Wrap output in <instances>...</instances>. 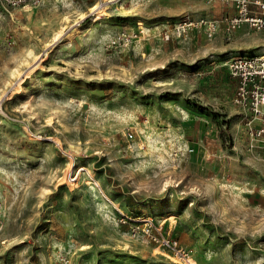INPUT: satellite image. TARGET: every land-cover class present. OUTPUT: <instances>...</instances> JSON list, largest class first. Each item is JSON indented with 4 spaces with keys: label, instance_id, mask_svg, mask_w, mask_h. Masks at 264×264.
Listing matches in <instances>:
<instances>
[{
    "label": "rangeland",
    "instance_id": "obj_1",
    "mask_svg": "<svg viewBox=\"0 0 264 264\" xmlns=\"http://www.w3.org/2000/svg\"><path fill=\"white\" fill-rule=\"evenodd\" d=\"M229 11L204 0L0 7V264H179L146 238L148 220L191 264H264V149L248 147L223 65L264 53V33H228ZM183 13L214 20V33L163 41ZM138 25L139 43L105 48Z\"/></svg>",
    "mask_w": 264,
    "mask_h": 264
},
{
    "label": "built area",
    "instance_id": "obj_2",
    "mask_svg": "<svg viewBox=\"0 0 264 264\" xmlns=\"http://www.w3.org/2000/svg\"><path fill=\"white\" fill-rule=\"evenodd\" d=\"M43 0H0V7H21L39 5ZM207 3L219 1L229 5L232 11L222 16L225 31L228 33L245 24L264 33V0H204ZM216 29L214 20L203 16L192 18L183 13L161 33L163 41L171 38L185 40L192 33H203L210 37ZM144 35L141 25L134 31L119 30L109 36L105 48L113 51L124 50L139 43ZM144 38V37H143ZM143 52H141V55ZM228 75L235 80L232 104L239 109L241 121L246 131L249 148L264 149V53L239 54L230 57L223 64ZM131 137V134L128 133ZM1 222V220H0ZM160 226L148 220L143 232L146 238L179 259V264H191L188 252L181 248L175 239L158 234ZM135 231V228L132 229ZM62 263H66L64 258Z\"/></svg>",
    "mask_w": 264,
    "mask_h": 264
},
{
    "label": "bare ground",
    "instance_id": "obj_3",
    "mask_svg": "<svg viewBox=\"0 0 264 264\" xmlns=\"http://www.w3.org/2000/svg\"><path fill=\"white\" fill-rule=\"evenodd\" d=\"M104 2H109V1H112V0H103ZM27 9V8H26ZM89 12H95V11H97V15L98 14H103L102 13V11L101 10H98V6L97 5H93V6H91L90 8H89V10H88ZM66 20V19H65ZM96 20V19H95ZM58 36V35H57Z\"/></svg>",
    "mask_w": 264,
    "mask_h": 264
},
{
    "label": "crops",
    "instance_id": "obj_4",
    "mask_svg": "<svg viewBox=\"0 0 264 264\" xmlns=\"http://www.w3.org/2000/svg\"><path fill=\"white\" fill-rule=\"evenodd\" d=\"M229 6V5H228ZM230 7V6H229ZM231 80H232V83H233V91H234V89H235V80L233 79V78H231ZM233 95V94H232Z\"/></svg>",
    "mask_w": 264,
    "mask_h": 264
}]
</instances>
